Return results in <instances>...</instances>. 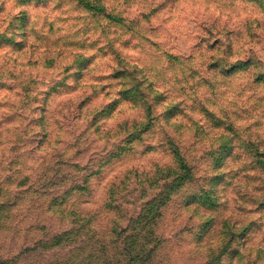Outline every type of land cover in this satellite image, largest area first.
I'll return each mask as SVG.
<instances>
[{"label":"clouds","instance_id":"9594fccd","mask_svg":"<svg viewBox=\"0 0 264 264\" xmlns=\"http://www.w3.org/2000/svg\"><path fill=\"white\" fill-rule=\"evenodd\" d=\"M0 264H264V0H0Z\"/></svg>","mask_w":264,"mask_h":264}]
</instances>
